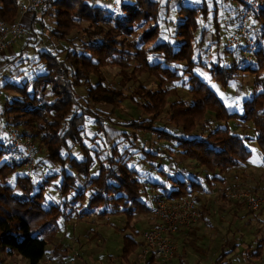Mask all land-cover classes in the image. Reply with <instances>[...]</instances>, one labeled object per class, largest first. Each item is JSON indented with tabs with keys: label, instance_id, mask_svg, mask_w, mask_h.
<instances>
[{
	"label": "trees",
	"instance_id": "1",
	"mask_svg": "<svg viewBox=\"0 0 264 264\" xmlns=\"http://www.w3.org/2000/svg\"><path fill=\"white\" fill-rule=\"evenodd\" d=\"M94 1L48 0L41 12L51 14L55 20L47 36L48 48L39 46L45 42L43 36L38 41L39 36L33 34L34 38L25 43L20 55L0 61L7 68L25 59L32 66L31 71L35 70L29 71V76L19 85L7 81L0 86L17 94L7 98L1 108L5 128L21 129L23 133L31 130L33 141L43 150L38 165L50 168L69 165L74 172L66 174L65 169L59 168L54 175L40 174V180L36 181L22 172L18 174L25 164L20 158L22 153L9 151L7 138L0 133V264L14 258L27 264H41L50 239L61 228L60 220L72 216L75 211L70 206L87 196L88 209L78 215L95 206L101 216L126 215L129 224L137 215L150 212L143 201L147 188L137 177L135 163L160 157L162 143H173L185 158L205 169L207 182H218L223 180L220 175L245 165L252 157V151L245 144L246 136L218 125L220 121L241 119L252 125L264 156V12L260 14L253 39L258 47L255 52L258 61L238 60L240 50L230 48L236 54H231L236 60L232 66L221 67L219 63L209 69L215 74L235 70L262 73L255 81L260 91L244 101V113L240 114L229 112L205 80L193 71L206 65L195 57L193 50L201 7L180 8L179 12L186 17L178 20L175 35L166 41L162 38L164 17L159 0H117L115 11ZM18 16V0H0V21L16 22ZM32 20L31 29H34L35 15ZM32 47L36 59H21ZM241 62L246 63L244 68L240 67ZM35 64L40 69H33ZM108 68L118 70L116 85L112 86L103 72ZM225 75L231 78L232 74ZM145 76L156 87L147 86V80L141 82ZM130 83L137 87L129 96ZM82 87L86 89L85 97L78 94ZM103 107L110 108L112 116L130 120L117 123L112 121V116L95 112ZM89 118L98 127L95 136L89 139L91 145L84 137ZM199 125L206 131H200ZM108 126L115 127L119 133L117 139L108 140ZM149 138L152 144L147 147ZM121 146L125 147L121 149ZM74 148H78L77 155L72 153ZM61 176L62 198L71 189L77 190V195L67 203L46 199L47 186L53 177ZM174 184L173 190L161 184L154 186L174 198L202 188L199 182L188 177L175 179ZM236 205L243 207V204ZM123 242L124 256L128 258L137 250L138 242L130 236ZM252 256L262 260L261 250L248 253L246 264H262L250 260ZM148 264L156 261L150 260ZM217 264L230 263L219 260Z\"/></svg>",
	"mask_w": 264,
	"mask_h": 264
},
{
	"label": "rangeland",
	"instance_id": "2",
	"mask_svg": "<svg viewBox=\"0 0 264 264\" xmlns=\"http://www.w3.org/2000/svg\"><path fill=\"white\" fill-rule=\"evenodd\" d=\"M159 1L163 7L164 17V22L161 25L163 31L162 38L166 41L175 35L176 23H178V20L186 17L185 13L182 14L179 12L180 8L185 6L194 8L201 7L199 13L197 14L198 31H196L194 36L195 41L193 40V50L195 57H199L206 65L195 67L193 71L205 80L206 84L216 93L229 112L240 114L244 113V101L251 99L260 91V88L255 85V81L262 73L260 72L257 74L254 72H244L243 70H235L232 73L231 71L221 73H218L217 71V74H215L214 71H211V73L209 72V69L212 66H217L219 63H221V67L232 66V63L236 60L235 58H231V54L234 55L235 52H230V50H228L230 48L240 50L238 60H241L244 56L243 53L246 48V42H242L239 46L235 45L226 48V46L229 45L230 40L237 37L238 31L242 27V3L239 0ZM18 3V17L20 19V14L23 7L26 5V0H18ZM94 3L98 6L114 11L117 9V0H96ZM171 5L176 7L173 9ZM42 11L43 7L38 13L34 14L37 18V21L33 26L34 29H31L33 20L22 19V25L27 29L28 35L13 43L10 47L11 52H6L7 55H9L8 53H10V56L14 55L13 57L20 55L25 43L27 41L30 42V40L34 38L33 34H37L39 36L38 41L43 36V41L45 42L41 43V45L38 43V45L40 47L44 46L48 48L49 42L47 41V36L49 31L54 27L55 20L51 14L42 15ZM236 15L238 20L234 21ZM259 17L260 15L253 20V23L251 24L253 26H250L251 29H249V31L247 30L252 40L256 35L254 31H257L256 29L257 25H259ZM231 20H233L234 23H231L233 22ZM242 22H244V19ZM251 32L253 34H251ZM262 32L263 31L260 32V35L263 34ZM262 38L264 41V35ZM254 45L256 46V43H254ZM257 49L258 47H256V50ZM5 55L3 57H6ZM256 56L257 55L255 54V57L252 60L254 63L258 61ZM23 58H28L29 61L34 58L36 59L35 49L33 47L28 49L21 57V59ZM242 59H244V57ZM245 64V62H241L240 67L244 68ZM1 65L2 64H0V86L7 81L19 85L24 77L29 76V71L32 69V66L29 65V62H26L25 59L24 61L21 60L20 62L19 60L16 62V66L14 67L10 66L7 68H1ZM207 65L208 68L206 67ZM34 66L35 67H33V69H40L41 67L37 64ZM182 66L184 67L185 65L183 64ZM34 71L35 70H32L31 73ZM19 72H24V74L19 75ZM103 72L107 76V79L112 82V86L116 85L118 82V70L116 68H108ZM262 72L264 75V67ZM226 73L232 74L231 78H226ZM146 80L147 76L141 77L140 81L142 82ZM147 84L149 87H156L152 81L147 80ZM136 85L137 84L130 83L127 86V95H131L133 90L137 87ZM85 92L86 89L84 87L78 89V94L82 97L86 96ZM180 94L183 95L184 91H181ZM15 96H17L16 92L0 87V111L6 103V99ZM184 96L186 95L184 94ZM126 102L127 100L124 103L126 104ZM110 111V108L106 107H103L102 110L95 109L97 114L104 117L107 115L112 116ZM127 115L124 113V116ZM119 116L121 118L123 117L121 115ZM112 118V121L117 123L122 121L128 122L130 120V118L126 117H123V120H121L118 115H116V117L112 116ZM165 118L166 116H162V120H166ZM218 125L219 127H228L232 130V132L238 135L246 136L247 139L245 144L252 151V157L245 164L248 166L227 170L225 173L220 175L223 180H219L217 183H205L203 186L204 191L197 192L200 199L199 202L201 204L200 209L202 210V220L204 218V210H206L208 214H210V216H207L208 221L214 225L208 235H206L205 232H201V230H204L201 228L202 224L196 225L199 239L198 241H200L198 242V247L208 252V255L205 256L203 260H200L203 256L201 253H196L193 248H187L186 253H184V249L180 248L179 254L169 264H217L219 260L230 264H246L244 261L248 258V255H245V253L252 254L258 250H261L262 252V260H258L254 256H252L250 260H255V262L264 264V246L261 248V246L264 245V156L261 146L255 140L252 125L241 119L220 121L218 122ZM96 129H98V127H96L94 121L89 118L84 132V137L86 138L88 144H90L89 139L95 136ZM121 129L125 130L127 128L121 127ZM106 130L108 140L117 139L119 137V133L115 127L108 126ZM199 130L206 131V128H202V126L199 125ZM19 131L23 132L21 129H19ZM30 131L28 132L33 135ZM127 131L131 130L127 129ZM0 133L3 138L7 136L6 131ZM132 133H134V131H132ZM136 135H138V133ZM140 136H143L144 138L146 137L143 133H140ZM148 140L149 142H147V147L152 144V140L150 138ZM141 144L144 145L145 142L142 141ZM166 144L167 143L161 144V148L159 150L160 155L163 154L165 150H168L164 147ZM33 146L35 147V160L38 161L41 157L40 151L42 152L43 150L38 148V144L36 142H34ZM125 146H121V149ZM40 148L43 147L41 146ZM72 153L77 155L78 148H74ZM173 156L175 158L172 162L177 163V166L180 165L182 168L185 167L188 171L191 169V172H196V176L199 175L201 178L205 179L206 174L204 173L205 169L203 167L199 166V168H197V165L193 160L185 158V156L180 152L173 154ZM139 157L141 158V156ZM162 161L163 158L161 157L152 159L147 158L143 162H139V159H136V162H139L135 163L139 171L137 177L141 178L144 182L147 181V183L151 182V180L167 182V177H165V175L163 176L161 171L159 172L158 169ZM133 164H131V166ZM59 168L60 171L65 169L66 174H74V172H71L72 169L69 165H66L65 167L50 168L48 165L45 167L43 164L39 166L38 170L32 172H29L28 169L25 170L23 167V169L18 170V174H20V172L24 174L30 173L29 176L32 177L33 181H36V179L40 180V174L43 173V177L52 174L54 175L59 171ZM93 174L95 175V170ZM62 184L63 176L58 179L53 177L50 184L46 188V199L58 200L59 198H62L60 192ZM78 185L82 186L81 183ZM236 190L251 193L262 204L261 210L252 211L243 203H241L243 204V207L239 208L236 205L237 203L229 201L222 195L226 192H233ZM162 193V190L158 187L151 184L149 186L148 184L147 193L144 195L143 201L153 210L155 207L154 198ZM76 195L77 190L71 189L62 200L64 203H67ZM111 195L113 196L112 193ZM88 202L89 196H87L85 200L79 201V203L70 206L71 209L75 208L74 215L71 216V219L66 224L64 229L65 231L63 233L56 234L55 237L50 239L47 247V255L41 264H140L138 251L142 242L141 236L146 229H149L150 226L157 221V217L153 213H142L137 215L134 220L129 221L128 224L126 215L108 214L106 216H101L98 214L99 210H96L97 208L95 209V206L91 211L87 210L88 212L78 215L81 210L88 209L86 207ZM81 204L82 206H80ZM68 209L69 207L65 211L68 212ZM207 229L209 230L208 227ZM137 233L141 236L138 237L136 235ZM130 235L136 236L139 244L137 250L126 258L123 252V241L126 236ZM64 239H66L65 242ZM65 249H68L67 252ZM54 250L55 253L58 252L59 255L56 256L55 253H51ZM64 252H66L67 258L61 256ZM73 255H75V261L72 259ZM6 262H9L10 264H23L22 261L17 258L11 260L9 259Z\"/></svg>",
	"mask_w": 264,
	"mask_h": 264
},
{
	"label": "built area",
	"instance_id": "3",
	"mask_svg": "<svg viewBox=\"0 0 264 264\" xmlns=\"http://www.w3.org/2000/svg\"><path fill=\"white\" fill-rule=\"evenodd\" d=\"M47 1L26 0V5L22 9L21 18L18 21L11 23L0 21V61L3 60L5 52L13 43L28 35L27 29L22 25V18L38 13ZM240 1L244 4L241 10L244 22H242L237 37L231 39L226 48L239 46L242 42H246L243 57L245 62L251 63L255 57L256 46L247 30L249 31L250 26H253L251 25L253 20L264 12V0ZM4 131L7 132L8 150L22 153L20 158L25 162L24 169H28L29 172L38 170L40 165L35 160L32 135L29 132L23 133L13 128L6 129L0 112V132ZM222 195L229 201L245 204L252 211H259L262 208L260 201L251 193L236 190ZM154 201L155 207L152 213L157 217V221L141 237L142 242L138 251L140 264H148L150 260L164 264L170 261L179 247L177 241L179 232L192 230L202 220L201 204L196 195L190 194L174 198L162 193L156 196Z\"/></svg>",
	"mask_w": 264,
	"mask_h": 264
},
{
	"label": "crops",
	"instance_id": "4",
	"mask_svg": "<svg viewBox=\"0 0 264 264\" xmlns=\"http://www.w3.org/2000/svg\"><path fill=\"white\" fill-rule=\"evenodd\" d=\"M240 1V0H239ZM241 2V1H240ZM242 3V2H241ZM172 6V5H171ZM242 6H244V4L242 3ZM176 7V6H175ZM174 6H172V8L174 9L175 8ZM243 9V8H242ZM236 17H237V15H236ZM236 17L234 18V21H236L235 19H236ZM32 18H33V16L32 15H27V16H25V17H23L22 19H31L32 20ZM231 21H233V20H231ZM234 21L233 22H231V23H234ZM11 52V48L10 49H8L6 52ZM6 52H5V54H6ZM9 55H5L6 57H4L3 59H7V58H9V59H12L13 58V56H10V53H8ZM3 65H5V64H3ZM3 65H1V66H3ZM1 68H3V67H1ZM164 147H166V149H168V150H165L164 151V153L163 154H159V151H158V154L160 155V157L161 158H163V161L161 162V165L159 166V172L161 171V173L163 174V176L165 175V177H167V179H168V181L167 182H163V181H153V180H151V182H149V183H147V181H145L144 182V184H145V186H146V188H147V185L149 184V186H150V184L151 185H153L154 186V184H161V185H164L168 190H173V189H175L176 188V186H175V184H174V180L175 179H180V178H182V177H188V178H190V179H192V180H195V181H197V182H199L201 185H202V188H200V189H196L195 191H194V193H193V195L194 194H196V196H197V200L199 201L200 199H199V196L197 195L198 193L197 192H202V191H204L203 190V186H204V184L205 183H207V184H209L207 181H206V179H203V178H201L199 175L198 176H196V172L195 171H193V172H191V169L188 171L185 167L184 168H182L180 165L179 166H177V163H173L172 161L174 160V156H173V154H175V153H179V151H178V149L176 148V146L173 144V143H167ZM165 165H166V167H165ZM244 167L245 166H248V165H243ZM243 166H241V167H243ZM167 167H168V169H167ZM171 168V169H170ZM197 168H199V166H197ZM239 168V167H238ZM238 168H233V169H238ZM138 169V168H137ZM186 169V170H185ZM199 170V169H198ZM138 173H139V171H138ZM39 177H41L40 175H39ZM206 177V176H205ZM141 179V178H140ZM154 182V183H153ZM217 183V182H216ZM63 198H59L57 201H59V200H62ZM64 202V201H63ZM233 202V201H232ZM235 203H238V202H235ZM238 204H241V203H238ZM82 205V204H81ZM146 205L151 209V207L146 203ZM74 211H75V208H74ZM148 213H152V209H151V211L150 212H148ZM74 215V212H73V214H72V216ZM207 216H210V214H208V212H205V214H204V218H203V220H202V222L200 223V224H198V225H201L202 224V226H201V228L202 229H204V230H201V232L202 233H206V235H208L209 234V231L210 230H212L213 228L212 227H214V225H212L211 224V222L210 221H208V219H207ZM71 219V216H69L68 218H65V219H61L60 220V224H61V228H60V230H59V232L57 233V234H59V233H63L65 230V227H66V224L69 222V220ZM207 227L209 228V230L207 229ZM150 228H151V226H150ZM149 228V229H150ZM200 228V229H201ZM199 229V230H200ZM148 229H146L145 231H147ZM144 231V232H145ZM199 232V231H198ZM138 237H140L141 235H138V233L136 234ZM130 237H134L135 239H136V241L138 242V244H139V241H138V239L136 238V236H134V235H130ZM142 237V236H141ZM142 239V238H141ZM199 239H198V233H197V230H196V226L192 229V230H190V231H187V230H183V231H180L179 232V234H178V237H177V241H178V245H179V247H178V249H177V251L175 252V254L173 255V257L171 258V260L170 261H168L166 264H169V263H171L175 258H176V256L179 254V250H180V248H182V249H184V253H186V249L187 248H193L194 250H195V252L196 253H201V255L203 256V257H201L200 258V260H203L204 259V257L205 256H207L208 255V252H206V251H204V250H202V249H200L199 247H198V242H200V241H198ZM66 241V239H64V242ZM67 246V245H66ZM67 250L68 249H65V251L67 252ZM66 252H64V254L63 255H61V256H64L65 258H67V254H66ZM51 253H55V250L54 251H52ZM56 254V256L57 255H59V253L58 252H56L55 253ZM245 255H248V253H245ZM54 258V257H53ZM72 259H73V261H75V255H73L72 256ZM248 259V258H247ZM247 259H245V261L244 262H246V261H248ZM18 260H20V261H22V263L23 264H27V262L25 261V260H22V259H20V258H18ZM156 263H158V264H161V263H159V262H156ZM47 264V263H46Z\"/></svg>",
	"mask_w": 264,
	"mask_h": 264
}]
</instances>
